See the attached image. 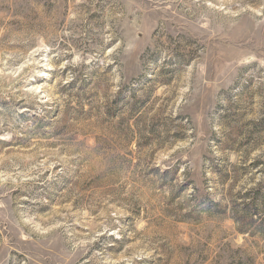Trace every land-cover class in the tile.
I'll use <instances>...</instances> for the list:
<instances>
[{"label":"rangeland","instance_id":"374dc122","mask_svg":"<svg viewBox=\"0 0 264 264\" xmlns=\"http://www.w3.org/2000/svg\"><path fill=\"white\" fill-rule=\"evenodd\" d=\"M0 264H264V0H0Z\"/></svg>","mask_w":264,"mask_h":264}]
</instances>
